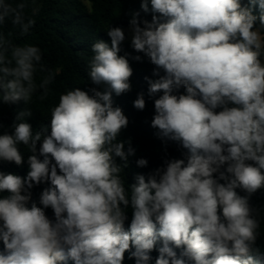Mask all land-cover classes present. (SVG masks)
I'll return each instance as SVG.
<instances>
[{
    "label": "clouds",
    "instance_id": "9594fccd",
    "mask_svg": "<svg viewBox=\"0 0 264 264\" xmlns=\"http://www.w3.org/2000/svg\"><path fill=\"white\" fill-rule=\"evenodd\" d=\"M23 8L0 0V24L11 16L27 34L35 21L22 23ZM106 35L110 42L91 45L94 86L59 95L50 134L26 122L30 107L17 113L11 133L0 134V161L22 165L20 145L30 153L25 177L0 172V264H122L133 248L136 264H148L158 241L155 264H260V213L249 200L264 189V0H141L127 34L110 26ZM129 38L156 66L157 78L145 77L149 96L162 92L151 127L186 150L185 159L137 174L130 195L121 172L136 150L117 141L129 121L113 106V94L131 89V54H120ZM42 58L38 46L14 45L9 53L0 42V102L47 98L55 77ZM134 107L145 108L143 93ZM42 183L50 186L40 207L31 190Z\"/></svg>",
    "mask_w": 264,
    "mask_h": 264
},
{
    "label": "trees",
    "instance_id": "16d2710c",
    "mask_svg": "<svg viewBox=\"0 0 264 264\" xmlns=\"http://www.w3.org/2000/svg\"><path fill=\"white\" fill-rule=\"evenodd\" d=\"M86 5L82 0H6L13 8L23 3L24 8L21 12L22 23L26 24L29 20H34V26L30 27L27 34H22V28L19 24L12 23V17L9 16L3 24H0V37L3 38V46L8 49L14 45L31 44L38 46L42 53V63L54 74V81L49 85V94L45 100H40L37 93L33 96L28 106L23 102L18 104H5L0 102V134L5 131L11 133L12 125L17 113L25 107H30L32 116L26 118V122L32 125L33 131H40L42 126L48 127L50 134V109L58 103L59 95L76 87L87 90L94 85L88 79V65L92 57L91 45L100 39L110 42L106 35L108 28L119 26L128 27L131 14L140 11L141 0H86ZM247 3V0H243ZM142 19L151 20V13L144 14L141 12ZM121 55L125 52L131 56L141 55V61H134L129 57L133 74L130 77V91L120 96L113 94V106L120 107L127 117L129 123L126 128L122 129L117 137L118 142H124L125 151L129 142L136 150L134 156H130L127 166L123 167L121 177L125 182V188L135 183L137 174L152 172L158 167L164 165L168 159H185V152L177 143L172 141H163L157 136V129L151 127V121L155 115L154 101L159 98L161 93L149 96V85L145 77L156 79L152 75L155 65L142 53H136L131 44L124 42L122 44ZM264 60V57H262ZM163 73L161 72V75ZM47 72L37 74V82ZM143 93L145 99V108L138 110L134 107V101L138 94ZM181 88L174 94H183ZM39 146V145H38ZM24 155V163L20 166L14 162L0 161V172L5 174L11 173L25 177L29 170L27 157L30 155L24 145L19 146ZM144 158L148 160L147 167L139 168L136 160ZM118 164L123 166L124 162L116 158ZM222 182V181H221ZM47 183L34 186L32 191V201L37 206L42 207L39 203L40 194L44 188L49 187ZM240 195H247L242 190H237ZM6 193H0V196ZM130 195V189H129ZM250 204L259 210L260 228L259 236L255 247L259 249L257 259L260 264H264V189L258 190L252 194L249 200ZM30 206V205H29ZM46 215L54 219V213L51 208L45 209ZM128 220L125 221V229L130 226L132 218V209H126ZM161 242H157L155 248L149 253L151 259L148 264H155L159 255L158 248ZM3 249L0 241V250ZM179 257L182 248L174 249ZM131 251H126L122 264H136L135 257L131 256ZM66 264H74L68 260Z\"/></svg>",
    "mask_w": 264,
    "mask_h": 264
},
{
    "label": "rangeland",
    "instance_id": "374dc122",
    "mask_svg": "<svg viewBox=\"0 0 264 264\" xmlns=\"http://www.w3.org/2000/svg\"><path fill=\"white\" fill-rule=\"evenodd\" d=\"M86 5H88V3H87V1L86 0H82ZM124 30H125V32H126V34H127V32H128V27H126V28H123ZM125 42H128V43H130V38L129 39H126L125 40ZM131 44V43H130Z\"/></svg>",
    "mask_w": 264,
    "mask_h": 264
}]
</instances>
